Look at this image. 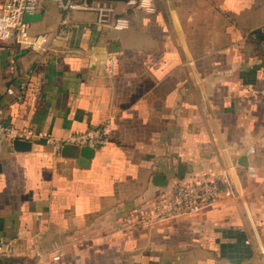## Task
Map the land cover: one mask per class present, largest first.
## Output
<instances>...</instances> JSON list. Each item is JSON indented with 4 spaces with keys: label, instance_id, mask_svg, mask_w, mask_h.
Masks as SVG:
<instances>
[{
    "label": "crops",
    "instance_id": "obj_1",
    "mask_svg": "<svg viewBox=\"0 0 264 264\" xmlns=\"http://www.w3.org/2000/svg\"><path fill=\"white\" fill-rule=\"evenodd\" d=\"M94 2L129 27L44 1L25 21L49 35L45 52L0 39L2 118L32 134L29 151L0 142V241L13 245L0 264H264V0ZM105 126L87 165L54 154ZM180 165L230 191L144 223Z\"/></svg>",
    "mask_w": 264,
    "mask_h": 264
},
{
    "label": "built area",
    "instance_id": "obj_2",
    "mask_svg": "<svg viewBox=\"0 0 264 264\" xmlns=\"http://www.w3.org/2000/svg\"><path fill=\"white\" fill-rule=\"evenodd\" d=\"M44 1L56 3L59 9L67 14L74 11H89L98 15L102 23L112 22L115 30H125L129 27V21L125 17H117L111 20L115 10L112 6L94 3H81L78 0H6L3 12L0 14V39L13 40L18 46L30 51L47 50L49 35H33L29 22L25 21L26 15L36 13ZM130 4L146 12L154 11L153 0H130ZM111 70L113 65L111 64ZM0 109V142L7 141L12 145L14 141H28L32 134L27 129H21L9 125L2 118ZM110 129L108 126L91 128L86 132L73 135L65 141H56L54 154L61 153L66 145L79 148L91 147L97 149L106 144ZM254 151V150H252ZM248 175L255 178L256 171L249 167ZM230 191L229 182L223 179H209L203 181H179L171 194L157 201L145 213L144 223L163 224L194 215L200 211L216 205L221 197ZM13 250L12 243L0 241V260L8 257Z\"/></svg>",
    "mask_w": 264,
    "mask_h": 264
},
{
    "label": "water",
    "instance_id": "obj_3",
    "mask_svg": "<svg viewBox=\"0 0 264 264\" xmlns=\"http://www.w3.org/2000/svg\"><path fill=\"white\" fill-rule=\"evenodd\" d=\"M13 146L15 147V149L17 151H29V150H31L32 143L28 142V141L16 140V141H14ZM71 151H72V155H74V157L80 158L79 165H82V166L87 165V162L95 156V149L88 147V146L79 148V147L73 146V145H66L63 148L64 154L66 152L71 153ZM184 174H185L184 166L180 165L179 166V173H178V177L180 180L184 179V177H183ZM156 184L160 185V186L167 185L166 177L165 176H157L156 177Z\"/></svg>",
    "mask_w": 264,
    "mask_h": 264
},
{
    "label": "trees",
    "instance_id": "obj_4",
    "mask_svg": "<svg viewBox=\"0 0 264 264\" xmlns=\"http://www.w3.org/2000/svg\"><path fill=\"white\" fill-rule=\"evenodd\" d=\"M88 3L94 2V0H86ZM111 1V0H110ZM112 1H118V2H125L127 0H112Z\"/></svg>",
    "mask_w": 264,
    "mask_h": 264
},
{
    "label": "rangeland",
    "instance_id": "obj_5",
    "mask_svg": "<svg viewBox=\"0 0 264 264\" xmlns=\"http://www.w3.org/2000/svg\"><path fill=\"white\" fill-rule=\"evenodd\" d=\"M79 1V0H78ZM65 13V12H64ZM67 14V13H66Z\"/></svg>",
    "mask_w": 264,
    "mask_h": 264
}]
</instances>
